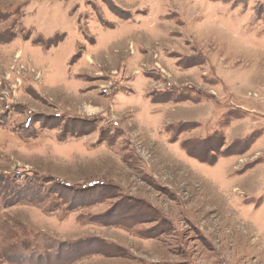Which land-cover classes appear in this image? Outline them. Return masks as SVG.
Masks as SVG:
<instances>
[{
	"label": "rangeland",
	"instance_id": "374dc122",
	"mask_svg": "<svg viewBox=\"0 0 264 264\" xmlns=\"http://www.w3.org/2000/svg\"><path fill=\"white\" fill-rule=\"evenodd\" d=\"M14 41L30 54H1L0 79L51 73L68 94L87 80L107 94L134 71L176 115L159 150L134 121L104 125L88 104L66 115L36 90L29 99L50 114L31 112L25 126L51 119L61 139L102 126L108 156L65 140L61 160L81 167L95 151L113 167L80 182L0 173V264H264V0H0V50ZM173 147L195 171L180 182L184 200Z\"/></svg>",
	"mask_w": 264,
	"mask_h": 264
},
{
	"label": "crops",
	"instance_id": "0c3cea01",
	"mask_svg": "<svg viewBox=\"0 0 264 264\" xmlns=\"http://www.w3.org/2000/svg\"><path fill=\"white\" fill-rule=\"evenodd\" d=\"M14 42H11L9 47L6 46V49L0 50V55L2 54L1 58L7 56L11 57L17 51H22L27 55L30 54L28 47H25L26 45L24 43L16 42L13 44ZM32 56L35 61L34 55ZM8 74L7 70L2 71V78L0 79V173H9L16 169H41L42 172H52L64 179L70 178L73 181L80 182L79 179L82 175L78 174H81L83 170L89 173L95 171L96 173L100 172L105 174L113 167V163L110 165L103 164L102 161L100 163L101 159H99L97 155H94L95 151L86 152L82 156V161L85 158H90V161H85L86 163H83V166L76 167L75 165L73 168L65 166L60 156L67 147L63 145V141L65 140L71 142L70 146L72 149L77 148V151L74 153L81 155L83 146L86 145L87 150H92L94 146L96 150L99 148L101 149L103 157L108 156V149H105L104 144L99 143L100 137L102 138L103 134L100 128H103L101 126L96 131L83 137L69 135V139H61L58 137L60 129L62 130L60 127L61 124H55L51 119L45 120L42 116L38 118L33 117L29 127L25 126L27 120L30 118L29 116L32 114L31 112H35L38 115L41 113H45V115L50 114L48 111L41 110V107H34L35 104L33 105L31 99H29V97L31 98V96H33L34 92L37 93L36 90H39L41 92L40 95H43L42 97L46 100H43V104L40 102L39 104L47 105L51 100V105H54V103L59 105V107L67 113L66 115H68L69 112L71 115H77V110L81 108L80 106L88 104V107H91L93 112L95 110L97 111L100 107L102 108L97 111L96 115H100L101 118L105 120L104 125H106L108 119L117 120L119 122L118 126H120V124L123 125L124 128H122L127 131L129 128L128 126L126 128V124H128L129 120L134 121L136 125L140 127L141 136L146 137L147 140L158 142V146H160L158 147L159 150L162 149L163 140H165L167 136L162 132L164 117H170L169 114L172 113L174 117L176 115L174 114L176 109L171 113V107L169 105L166 106L162 102L152 103L149 101L147 94L150 91H148L147 87L145 88L146 82L143 86H140L142 83L141 76H134L135 78L132 79L133 75H139L135 74L134 71L131 72L130 75H126L125 81L123 78L119 83L116 82L114 75L113 80H115V85L112 88V92L109 90L107 94L99 91L100 89L97 90L98 88H93L94 86L92 85L90 86L92 83L88 80L85 85V90H72L68 94V90H71V88L68 86L62 88V85L65 83L59 80L54 74L49 73L47 76L42 74V78L38 80L35 79L32 73L19 75L16 72H12L11 76L7 77ZM80 75H82V72ZM77 82L78 81H73L70 83ZM77 84H80V88H84L82 83L78 82ZM28 101H30L31 104L28 103ZM165 109L166 113L163 117L162 115H157ZM28 111H30V113H28ZM107 115L109 116L108 119L106 118ZM181 115L183 116V114ZM42 128L46 130L45 134L41 133ZM121 135L122 134H120V136ZM124 136L129 138V133L124 134ZM88 145H90V147H88ZM123 151L124 150H122V152ZM173 151L174 155H168V152H165V155H168L169 158L172 157L175 164L180 165L175 168L177 169L175 175H177V178L178 176L183 177L178 178L176 184L179 186H175V188L177 189L180 199H183L180 182L183 180L189 183L192 182L195 177V171L192 167H189L188 161H186V155L180 153L182 152L181 150L178 153L179 149L173 147ZM111 156H113V159L115 156L117 157L116 153H111ZM179 173L182 175H179ZM127 174L129 175L130 172H127ZM23 208L24 207L16 205L9 209L14 210L13 213L19 214L22 212L19 210ZM36 220H39V216L38 219H35L34 216V221L36 222ZM49 220L55 227V219L50 218Z\"/></svg>",
	"mask_w": 264,
	"mask_h": 264
}]
</instances>
